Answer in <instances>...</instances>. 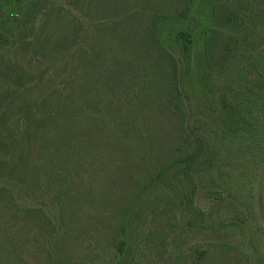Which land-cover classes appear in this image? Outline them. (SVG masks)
I'll return each instance as SVG.
<instances>
[{"label":"rangeland","instance_id":"rangeland-1","mask_svg":"<svg viewBox=\"0 0 264 264\" xmlns=\"http://www.w3.org/2000/svg\"><path fill=\"white\" fill-rule=\"evenodd\" d=\"M209 1H195V15L207 20ZM98 2L80 0L70 9V0H45L41 11L27 22L24 19L19 22L17 0H0V33L6 37L0 44L3 54L0 55V118L12 101L3 88L16 90L17 82L31 101L46 96L55 101L56 96L76 92L82 108L84 96L92 91L89 87L98 85L95 80L98 75H89L84 58L78 59V46L90 42L86 30L112 13L149 15L155 7L168 10L184 0H106L104 6L97 5ZM62 7L64 17L58 18L57 8ZM113 7L116 9L112 10ZM102 9L109 13H102ZM115 17L109 18L115 21ZM147 25L143 23L141 28ZM24 26L28 28L20 34ZM71 28L76 38L62 34L72 32ZM174 30L178 27L167 30L166 44L178 57L172 44ZM257 30L262 37L264 18L258 20ZM56 39L58 46L53 48L51 41L55 43ZM202 40L196 33L193 68L188 77L184 63H180L185 100L188 98L193 106L192 124L202 119L204 110L200 103L205 92ZM106 41L107 38L98 36V41H94L97 52L104 49ZM116 41H108L111 48L108 51L115 60L114 51L127 59L121 60L117 68L124 78L119 82L111 74L106 84L109 89L115 86L119 89L124 115L114 121L101 106V110L94 112L106 124L110 122L109 137L115 135L123 140L106 144L102 130L91 136L93 131L85 129V118L89 119L91 113L83 107V113L77 116L81 121V156L76 152V155L70 154L65 145L59 148L61 155L52 151L50 157L42 146H32L29 149L33 162L26 168L10 161L14 155L18 156L15 149L12 153L0 149V264H264V109H258V114L263 115L258 130L221 142L217 146L216 167L199 176L192 201L204 213V224H201L202 217H199L200 225L193 223L192 214L183 211L179 201L172 202L173 214L161 210L155 220L150 212L139 216L134 203L139 198L135 194L150 182L147 158L155 152L150 150L152 144L157 142L159 148L169 149L168 139L152 134L157 133V127L164 131L169 126L168 116L154 113L166 100L158 98L153 90L165 86L153 82V75L162 74L169 67L156 51L143 57L142 52L132 54L120 49ZM260 49L264 50V45ZM109 64L110 58L106 65L97 66V72L101 69L106 75ZM152 90V102L142 100ZM77 101L75 98L74 102ZM12 116L16 118V110ZM133 127L137 128L138 134L134 135L137 138L132 136ZM84 139L91 144H84ZM137 139L150 143L136 145ZM54 156L69 162V168H60L57 161L51 165L49 161L56 159ZM81 157L87 163L83 164ZM92 161L96 162L92 165ZM38 167L41 171L37 174L31 172ZM60 176L63 177L60 179ZM172 216L175 225L169 227Z\"/></svg>","mask_w":264,"mask_h":264},{"label":"trees","instance_id":"trees-1","mask_svg":"<svg viewBox=\"0 0 264 264\" xmlns=\"http://www.w3.org/2000/svg\"><path fill=\"white\" fill-rule=\"evenodd\" d=\"M44 1L17 0L16 19L19 22L23 19L27 22L37 11L43 9L41 4ZM79 1L70 0V9L75 7ZM195 1L197 0H184L182 4L168 10L155 7L149 15L143 12L137 15L124 12L103 16V20H98L91 29L86 30L87 39L90 40L89 44L79 45L77 49L78 59L84 58L89 75H98L95 78L98 85L91 83L89 88L92 91L84 96L82 103V108H88L91 113L89 119L85 118L87 121L85 129L93 131L91 136L101 130L105 131L101 139L106 144L117 143L116 140L123 139H117L115 135L109 137L110 122L106 124L105 119L97 118L94 110L102 108V111L114 121L123 117L124 105L119 100L121 93L117 86L109 89L106 83L111 78V74L115 76V80L123 81L124 76H121L122 72L117 68L122 63L121 60H127L122 54L119 56L118 51H114L116 60L110 56L108 49L111 48L108 46V41L117 40L116 43L121 47L120 49L124 48L132 54L136 51L142 52L143 57L156 51L160 59L168 62L166 65L169 70L166 69V72H161L162 74L153 75V82L165 84L166 87L161 89L155 87L153 90L156 91L158 98L166 100L164 105L155 108L154 113L168 116L169 126L164 131H160L157 127V133H152V131L150 133L163 135L168 139L169 149L159 148L157 142L152 144L154 146L150 150H155V152L147 158L150 164L147 168V177L150 182L147 186L139 188L135 194V197L139 199L134 203L137 205L136 213L139 216L150 212L155 220L159 217L161 210L173 214L172 202L179 201L181 209L186 212L190 211L192 214L191 221L200 225L199 217H202L201 224H204L205 215L195 208L194 201H192L195 196V187L199 185V176L216 167L217 146L221 142L258 130V125L263 120V115L258 114V109H264V50L260 49L264 45V35L259 37L257 22L264 18V0H210L207 20L195 15ZM97 5H106V0H99ZM121 8L120 6L116 12ZM64 9L63 7L57 8L58 18L64 17L62 15ZM115 9L116 7H113L112 10ZM101 11L109 13L104 9ZM52 15L51 13L49 16L52 17ZM113 15H116L113 18L115 21L109 18ZM122 16H125L124 19H119ZM144 18L146 19L142 21ZM143 23L148 24L145 29L141 28ZM177 27L178 30L172 32L174 34L172 44L178 52V57H175L166 44L168 39L166 32L169 28L176 29ZM27 28L28 26L21 28L20 34L24 33ZM70 33L73 34L70 35ZM70 33L63 32L62 34L76 38L77 34L74 31ZM196 33H199L203 39L205 92L200 100L204 107L203 117L198 118L195 124H192L190 113L193 106L188 98L187 101L185 100L181 86L180 63H184L185 76L188 77L193 68ZM98 36L102 39L105 37L108 41L103 42L104 49L101 48L97 52L94 41H98ZM5 39L6 37L0 33L1 45ZM18 41L21 43L22 38L19 37ZM51 42L53 48L58 46L57 39L55 43ZM58 49L62 50L60 47ZM0 55L3 54L0 53ZM108 58H110L109 65L111 66L105 70L106 75L102 74L101 69L97 72V66L106 65ZM252 74H254L253 79ZM19 75L22 77L21 74ZM21 87L17 82L16 90L11 87L3 88L5 93L10 94L12 101L4 108L5 111L0 118L1 151L12 153L15 149L18 156L14 155L10 161L20 164V167L26 166V168L29 167V163L33 162L29 149L32 146H42L48 151L49 156L46 154L48 157L51 156L52 151L61 155L59 148L63 145L70 154L76 155L77 153L81 156L79 153L81 121L77 120V116H81L83 112L77 101L78 94L75 92L73 95L67 93L56 96L55 101L53 97L48 96L41 100L35 98L31 101ZM153 90L150 94L146 92L142 100L152 102ZM138 95L139 93L135 97L139 98ZM75 98L77 102H74ZM147 108L149 109L150 106ZM15 110L16 118L14 119L12 115ZM145 127L150 128L147 124ZM18 128H20L19 133ZM133 129L132 136L138 134L135 133L137 128L133 127ZM134 138L137 137L134 136ZM134 141L138 143L136 145L150 143L140 139ZM123 143L126 147H130L128 143ZM84 144L91 143L84 139ZM5 156L8 157V154ZM54 158L56 159L49 161L51 165L58 162L59 164L56 165L60 168H69V162L60 161L59 156H54ZM81 159L83 164L87 163L85 157ZM95 162L92 161L90 164L93 165ZM33 171L37 174L41 168L31 170ZM48 176L49 174L46 177ZM62 177L60 176V179ZM170 221L169 227L174 226L173 216ZM127 230L126 228L125 231ZM127 239L129 241L130 237L128 236Z\"/></svg>","mask_w":264,"mask_h":264}]
</instances>
